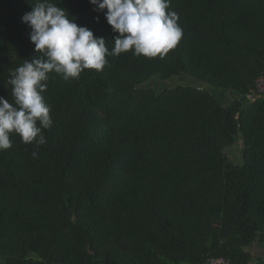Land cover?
I'll use <instances>...</instances> for the list:
<instances>
[{"label":"trees","instance_id":"obj_1","mask_svg":"<svg viewBox=\"0 0 264 264\" xmlns=\"http://www.w3.org/2000/svg\"><path fill=\"white\" fill-rule=\"evenodd\" d=\"M35 2L0 0V96L12 103L10 73L36 55L22 22ZM51 2L114 47L90 0ZM168 11L183 35L163 59L129 51L77 80L52 74L37 158L10 135L2 264H264L249 251L264 236V0H170ZM185 76L197 84L170 86Z\"/></svg>","mask_w":264,"mask_h":264},{"label":"clouds","instance_id":"obj_2","mask_svg":"<svg viewBox=\"0 0 264 264\" xmlns=\"http://www.w3.org/2000/svg\"><path fill=\"white\" fill-rule=\"evenodd\" d=\"M58 3L36 0L22 17L36 55L10 73L7 83L14 103L0 96V151L12 148L10 135L15 133L24 144L34 145L32 156L38 157L39 147L47 143L44 130L53 126L43 95L48 81L55 78L52 74L65 82L77 80L86 69L102 72L108 57L129 51L137 57L163 59L183 35L178 14L168 11L170 0H90L118 33L109 50L105 38L78 26Z\"/></svg>","mask_w":264,"mask_h":264},{"label":"rangeland","instance_id":"obj_3","mask_svg":"<svg viewBox=\"0 0 264 264\" xmlns=\"http://www.w3.org/2000/svg\"><path fill=\"white\" fill-rule=\"evenodd\" d=\"M168 82L173 83V85H170V86H177V84L178 85H182V84H184V85H196L197 84L193 80V78H190L188 76H185V77H177V78L175 77V78H173V80L168 81ZM153 83H154L153 84V87L155 89H159L160 86H162L161 83H156V82H153ZM220 99L224 103H226V101L228 100V97H223V98H220ZM239 144H241L240 141H239ZM240 150H241V147H239V146L236 145V147L233 150L229 151L230 159L233 162H239V161H241L240 154L242 155V151L240 153ZM249 251H251L255 256L257 255V256H261V257L264 258V236H263V239H260L259 238V240H257L254 243V245L249 248Z\"/></svg>","mask_w":264,"mask_h":264},{"label":"built area","instance_id":"obj_4","mask_svg":"<svg viewBox=\"0 0 264 264\" xmlns=\"http://www.w3.org/2000/svg\"><path fill=\"white\" fill-rule=\"evenodd\" d=\"M256 85L259 90L263 89V78L262 77L258 78V80L256 81ZM259 90H257V93L249 95L248 98L254 101L255 97H257L260 94ZM209 264H231V261L227 258L225 259V258L218 257V258H211L209 260Z\"/></svg>","mask_w":264,"mask_h":264},{"label":"crops","instance_id":"obj_5","mask_svg":"<svg viewBox=\"0 0 264 264\" xmlns=\"http://www.w3.org/2000/svg\"><path fill=\"white\" fill-rule=\"evenodd\" d=\"M263 258V257H262Z\"/></svg>","mask_w":264,"mask_h":264}]
</instances>
